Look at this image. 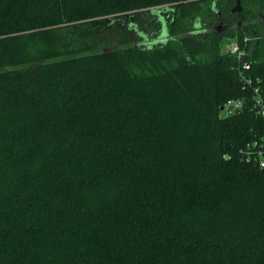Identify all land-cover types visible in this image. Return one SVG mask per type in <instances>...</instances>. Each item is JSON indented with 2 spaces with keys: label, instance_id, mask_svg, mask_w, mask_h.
<instances>
[{
  "label": "trees",
  "instance_id": "trees-1",
  "mask_svg": "<svg viewBox=\"0 0 264 264\" xmlns=\"http://www.w3.org/2000/svg\"><path fill=\"white\" fill-rule=\"evenodd\" d=\"M233 3L0 0V264H264L239 152L264 135V0L241 60L212 30Z\"/></svg>",
  "mask_w": 264,
  "mask_h": 264
},
{
  "label": "built area",
  "instance_id": "built-area-1",
  "mask_svg": "<svg viewBox=\"0 0 264 264\" xmlns=\"http://www.w3.org/2000/svg\"><path fill=\"white\" fill-rule=\"evenodd\" d=\"M235 51L239 54V59L241 60L246 53L245 50H241L239 45L236 44ZM251 65L248 62L243 63V69L245 71L249 70ZM243 69L242 72H243ZM243 78L248 83H252L247 75L243 73ZM256 99L255 106L257 113L264 118V96L260 94L259 88H255ZM245 105L244 99H229L222 107V114L229 115L239 113L243 110ZM240 155L244 160L253 162L254 164L259 165L261 168H264V135L254 138L253 140L248 141L239 149ZM229 156V155H227Z\"/></svg>",
  "mask_w": 264,
  "mask_h": 264
},
{
  "label": "flooded vegetation",
  "instance_id": "flooded-vegetation-1",
  "mask_svg": "<svg viewBox=\"0 0 264 264\" xmlns=\"http://www.w3.org/2000/svg\"><path fill=\"white\" fill-rule=\"evenodd\" d=\"M233 6L229 9V16L223 17L221 15L220 20L218 21V24L214 25L212 27V30L215 32L216 35L222 36L224 33H226L232 26L235 24L234 22H237L239 26H242L243 23L246 21V15H249V11L246 13L244 12V6L242 5V0H234ZM256 13L252 15L251 18H249L248 23L253 28V33L257 34V30L261 33L262 28H264V11H255ZM258 14V16H257ZM262 16L260 19L259 16ZM257 29V30H256ZM207 32V31H206Z\"/></svg>",
  "mask_w": 264,
  "mask_h": 264
},
{
  "label": "rangeland",
  "instance_id": "rangeland-1",
  "mask_svg": "<svg viewBox=\"0 0 264 264\" xmlns=\"http://www.w3.org/2000/svg\"><path fill=\"white\" fill-rule=\"evenodd\" d=\"M255 8V7H254ZM256 9V8H255ZM257 16H258V14H257ZM262 16H264V15H262ZM262 16L260 15L259 16V18L261 19L262 18ZM243 26V25H242ZM234 28H235V25H233L232 26V28H230L226 33H224L223 34V36H225V35H227V36H225L224 37V40H222L221 41V52L222 53H229V52H232V53H235L236 51H235V48H236V41L234 40V37H230V36H228V34H231V33H233V30H234ZM212 31V30H211ZM262 31H264V28H262ZM254 36H251V37H247V39L246 40H248L249 42H253V40H254Z\"/></svg>",
  "mask_w": 264,
  "mask_h": 264
},
{
  "label": "water",
  "instance_id": "water-1",
  "mask_svg": "<svg viewBox=\"0 0 264 264\" xmlns=\"http://www.w3.org/2000/svg\"><path fill=\"white\" fill-rule=\"evenodd\" d=\"M230 148H232V143H228V144L226 145V150H229Z\"/></svg>",
  "mask_w": 264,
  "mask_h": 264
}]
</instances>
